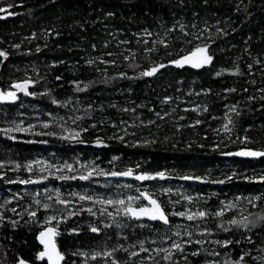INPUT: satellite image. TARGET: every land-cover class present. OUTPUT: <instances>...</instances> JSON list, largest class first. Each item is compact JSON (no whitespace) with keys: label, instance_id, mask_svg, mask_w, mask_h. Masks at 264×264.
Returning a JSON list of instances; mask_svg holds the SVG:
<instances>
[{"label":"trees","instance_id":"16d2710c","mask_svg":"<svg viewBox=\"0 0 264 264\" xmlns=\"http://www.w3.org/2000/svg\"><path fill=\"white\" fill-rule=\"evenodd\" d=\"M9 5H12L9 9L12 15L0 13V51L8 54L7 58L0 57V89L6 91L13 83L27 78L34 82L28 88L34 95L19 92L14 102L0 101V129L17 124L24 128L32 126L28 131L11 132L8 136L0 132V162H4V167L0 168L3 173L0 197L5 199L9 191L15 193L13 200L0 203V213L5 217L0 226V264H16L18 257H23L29 264H47L46 260L37 259L41 251L37 235L49 226L44 220L53 214H57L58 220L61 214L67 217L65 222L59 223L60 235L57 236L59 248L65 255L64 264H85V261L87 264H113V260L120 264H174V261L179 264H224L225 260L239 261L242 255V264H264V221L257 220L249 229L226 224L230 228L228 232L218 227L220 222L233 218L264 216V200L254 199L264 197V181L259 179L264 176V157L257 160L229 157L228 152L242 148L243 144L231 139L218 144L206 123L197 126L194 133L186 126L180 130L171 128L164 119L163 127L154 131L150 139L129 138L111 127L118 119V112L108 102L109 95L140 98L147 87L144 94L147 105L151 97L148 95L152 93L148 83H156L158 76L151 78L141 73L148 69L151 57H154L162 63L168 62L162 69L161 78L168 76L167 85L174 89L180 85L179 77H201L205 86L211 89L205 100L212 115H221L226 103L237 102L236 127L238 132L246 130L252 140L244 144L264 149V0H0V7ZM180 11L187 17L193 13L216 16L223 22L222 30L213 31L214 41L208 45L213 55L210 68L195 70L169 65L170 58L177 59L186 54L195 42L193 35L182 34L176 27L171 31L160 26L163 21L172 25ZM145 27L162 28L160 35L164 43H159L151 56L145 52L149 44L134 46L131 43L133 30ZM121 41L125 48L135 47L138 53L134 58L125 60V56L119 54L117 50L122 49H117L116 45ZM89 55L103 61L90 64ZM20 63L31 68L26 72ZM141 108L146 111L144 106ZM173 115L174 123H184L194 116V112L179 109ZM203 117L208 120L209 115ZM45 124L49 127L45 128ZM81 128L88 131L78 140L65 138L70 131ZM97 138L102 144L96 143ZM40 158L62 167L61 172L48 177L47 181L53 188L60 189L63 196L71 192L76 194L73 195L76 215L67 216L63 204L57 203L55 198L48 199L42 192V182L32 183L30 191L22 190L20 181L23 177L43 176V170L37 166L31 172L27 171V164ZM65 165H71V168ZM128 166L136 168V172L146 173L153 169H172L176 176L173 179L188 172L202 174L199 168L203 167L212 170L215 183L200 182L203 179L197 183L205 197L204 211L210 216L204 221L169 216L170 225H164L158 221L129 220L122 214L113 219L107 213L101 215L99 210L106 207L108 212H114V206L93 200L79 202L77 196L80 194L97 193L118 195L119 199L127 200L123 189L129 186L136 196L140 191L148 190L166 212L187 210L188 205L183 199L170 204L171 200L180 197L154 189L153 180L138 182L108 177L111 172L124 171ZM89 168L93 172L89 179H80L88 175ZM61 176L64 178L60 179ZM164 181L168 183L167 178ZM137 186L139 192L134 188ZM249 199L253 202L249 203ZM37 200L41 202L39 205ZM144 201L141 199L137 206ZM45 203L50 205L49 209L43 208ZM88 208L97 215L92 216L86 211ZM220 208L224 211L222 218L211 215ZM32 211L36 212V217L28 215ZM13 220L17 221L15 227L10 223ZM58 220L51 224L57 225ZM116 222L128 226L117 228ZM105 224H112V227L105 228ZM177 224L193 231V240L204 242L186 244L183 254L175 253L172 261L164 260L165 253L157 255L154 249L170 248L173 241L180 239L174 236L177 230L174 225ZM92 226L100 227L102 231L93 233ZM206 228L209 231L201 236ZM73 229L77 231L73 232ZM181 233L183 239H189L183 235V229ZM169 236L172 239H168ZM226 239L233 243L227 247L214 243ZM140 242H144L148 252L140 251ZM121 245L128 251L121 249L112 257L91 259L95 252L112 251ZM132 251L138 255L132 257ZM197 251L199 255H192ZM78 252L89 255H73ZM217 252L219 255L214 254ZM149 256L154 260H149Z\"/></svg>","mask_w":264,"mask_h":264},{"label":"rangeland","instance_id":"374dc122","mask_svg":"<svg viewBox=\"0 0 264 264\" xmlns=\"http://www.w3.org/2000/svg\"><path fill=\"white\" fill-rule=\"evenodd\" d=\"M184 11V10H183ZM183 11H180L179 17L175 18L173 21L172 25L166 24L167 22H162L163 26L160 24L161 27H164L163 30L168 28L169 30L173 31V29H176L179 32H182L184 34L187 32L191 36L193 35L195 37H200L199 39H194L195 42L192 45V48L187 52L194 51L197 46L203 47L205 45H209V43H213V31H221L222 30V24L223 22L220 20L219 17L216 18L214 17H208L203 14H196L193 13L191 16H186ZM175 17V15H174ZM165 25V26H164ZM181 25L184 26L183 30H181ZM195 25V27H193ZM169 26V27H168ZM158 27V26H157ZM155 30L145 27V28H138L137 30H133L134 32L131 33L133 40L132 44L134 46H142L144 45V41H148V46L147 47H153V48H158L159 41H162V35H160V31L162 28H154ZM147 33H151L152 35L149 36ZM33 36H31L32 38ZM27 38V37H25ZM206 38V39H203ZM209 40V41H208ZM137 41H140V43H137ZM130 43V44H131ZM211 43V44H212ZM124 42H118L116 46H118L117 49H122L125 51H120L119 54L123 56H128L131 53H135L137 55V51L134 48H125L123 47ZM122 46V48L120 47ZM121 52V53H120ZM208 54H210L208 50ZM135 55V56H136ZM151 56V53H150ZM213 57V55H212ZM176 58H170L169 61L174 60ZM88 61H93V62H100L103 61L101 60L98 56L94 58L93 56L89 55L88 56ZM149 68L152 66H158L162 62H160L157 58H152L149 62ZM20 63L19 65H21ZM165 65H168V62L163 63ZM213 65V60L210 65H205L201 68L198 69H203V68H210ZM22 67H25L23 69L24 71L27 72L28 68H31L30 66L26 64H22ZM167 67V66H166ZM163 69V68H162ZM162 69H160L159 72H157L154 76H158L157 82H149L148 87H151L152 93H150L151 96L149 97L150 100H148L147 105H145V92L148 90L146 87L145 90L142 91V96L140 98H133L129 99L125 94L124 97L122 98H114L111 95L108 97V102L109 104L111 103L115 109L117 110V121L111 124V127L115 129V132L121 133L123 135L129 136V138L132 139H150L152 137V133L154 131H157L162 125V120L165 119V122L172 126L171 128H177L180 130L183 126L191 128L192 132H196L197 126L201 125L202 123L208 124L206 128H210L212 135L214 137V141L217 142L218 144H221L225 139H231L234 141H237L241 144H243L242 148L248 147V148H253L250 145H246L244 143L250 141L251 139L249 136H247L246 130L244 132H238V128L236 127V120L235 116L238 115L239 112V104L237 102L230 101L226 103L223 107V113L221 115H212L210 109L208 108V103H206V94L209 93L211 90L209 86H205L204 81H202L201 77L199 76H182L177 79L179 82V86L177 88H173L170 84L167 85V80L168 76L165 78H161L163 76ZM195 69V70H198ZM164 70V69H163ZM169 70V69H168ZM152 76L151 78H153ZM24 80H29L27 78L21 79L17 82H22ZM166 80V81H165ZM161 81V83H160ZM15 82V83H17ZM185 82V83H184ZM13 83L12 85H14ZM184 83V84H183ZM11 85V86H12ZM11 86L7 90H13L15 89L11 88ZM145 88V87H144ZM6 90V91H7ZM19 92H17L18 94ZM171 97L170 100L167 98ZM141 106H144L146 111L141 108ZM187 110L191 109L194 112V116L190 117L189 120H186L184 123H174L173 118H174V113L176 110ZM235 108V110H233ZM157 113L159 115H157ZM205 114L209 115L208 120H204ZM229 120L232 121V124H229ZM152 121L153 123H150ZM197 121H200V123H197ZM211 121H213V124H211ZM228 124L229 128L232 130L229 132H226L224 129V125ZM22 126L21 124H17ZM16 126V125H15ZM13 126V127H15ZM137 129V130H135ZM247 136L248 140L245 141L244 137ZM252 141V140H251ZM245 145V146H244ZM255 149V148H254ZM28 165H31V167L37 166L38 168L43 170V176H39L37 178L33 179H24L23 177L22 180H30L33 181L32 183H44L42 186V192L43 194L47 195V198H55L57 200V203H59V200H67L69 203L67 205H64V209L67 212H72L73 211V192L68 193L66 196H63V193L60 189H55L53 188L52 184L47 181V179H42L41 177L46 176L47 178L50 176H55L59 172L62 171V167L59 164H51L49 161L45 159H38L35 161H30ZM136 166V168H138ZM129 168L133 169V172L135 173H146L145 171H137L136 168L134 167H126L124 170H128ZM202 172V174L195 175L194 173H185V175L178 177L177 179L175 175H173L172 169H162V170H155L153 169L152 172H148L149 174H155L157 172H164L165 173V178H167V182L164 181V179H160L157 177L152 181L154 189L159 190L160 192H163L164 194H176L177 196L180 197L179 200L173 199L169 203H175L176 202H181V200H185L186 204L188 205L187 210L191 211H197V210H205V206L203 205V202L205 200V197H203L202 192L198 189V182L203 179V181L200 182H209V183H215L216 180L214 179V175L211 173L212 170H209L207 168H199ZM204 169V170H202ZM209 170V171H208ZM28 171V169H27ZM92 171V168H89L88 173ZM211 171V172H210ZM221 171L218 172L217 175L220 174ZM184 177H192V179H184ZM195 177H200V179H195ZM32 178V177H31ZM32 183H22L23 191H30L33 189ZM198 185V186H197ZM148 186V185H147ZM146 186V187H147ZM135 189H139L140 187H134ZM144 189V188H142ZM193 189L195 191H193ZM198 189V190H196ZM124 194L127 196H133L135 197L136 194H134L132 187L126 186L124 187ZM1 193V192H0ZM80 195H86V194H80ZM94 199L93 201H96L97 199H119L118 195H105L102 196L99 193L92 194L91 195ZM192 197L193 199L189 201L187 198ZM15 198V193L13 191H9L8 194H6L5 199L0 197V203L3 200H13ZM79 199V196H77ZM123 199V198H122ZM80 200V199H79ZM92 201V200H91ZM79 202H82L81 200ZM79 202H75L74 204H79ZM143 204H146V201H144ZM1 206V205H0ZM221 208H223L221 206ZM220 208V210H221ZM57 215V214H53ZM58 218V217H57ZM51 226H56L54 224H51Z\"/></svg>","mask_w":264,"mask_h":264},{"label":"snow or ice","instance_id":"6c2138e0","mask_svg":"<svg viewBox=\"0 0 264 264\" xmlns=\"http://www.w3.org/2000/svg\"><path fill=\"white\" fill-rule=\"evenodd\" d=\"M12 7V5H9L8 7H0V13H7L8 15H12V13L9 11V9ZM109 15H112V13H109ZM193 27H195V25H193ZM184 26L181 25V30H183ZM175 30V29H173ZM185 35H188L187 32L184 33ZM147 35L151 36V33H147ZM196 39H199L200 37H195ZM137 43H140V41H137ZM145 45L148 44V41L145 40L143 42ZM159 43H164L163 41H159ZM107 46V45H105ZM18 47V46H17ZM95 47V46H93ZM164 47L167 48L168 45L164 44ZM39 50V49H38ZM155 51L154 48H150V47H146L145 48V52L146 53H151ZM7 53L4 51H0V57H4L7 58ZM109 56L113 55L112 53H108ZM135 53H131L128 56H125L124 59L128 60L130 58H134L135 57ZM213 57L212 55L208 54V46L205 45L203 47L197 46L195 48L194 51L191 52V54L189 55H184L183 57L179 58V59H174L169 61V63L174 64L176 66L179 67H183L186 64H190L192 67L195 68H201L205 65H210L212 63ZM89 63H93V61H89ZM113 63H115L113 61ZM167 65L161 63L158 66H152L151 68L143 71L141 73L142 76H146V77H152L154 76L157 72L160 71V69L165 68ZM251 67V66H249ZM237 73L239 72V69L236 70ZM122 75H126V74H122ZM217 75H220V73H217ZM57 79H59V77H57ZM34 83L31 80H24L22 82H17L14 85L11 86V88L15 89V91L13 90H3L0 89V101H16L18 99V95L17 92H22L25 95H34V93H30L28 91L29 86ZM227 91H235V89H228ZM168 100L171 99V97L167 98ZM251 99V98H250ZM54 103L56 101H53ZM233 110H235V108H233ZM157 115H159L157 113ZM150 123H153L152 121H150ZM197 123H200V121H197ZM229 124H232V121L229 120ZM32 126L29 125V128H24L21 127L20 125H16L15 127H8V128H2L0 129V132H2L5 136H8L9 133L11 132H22V131H28ZM45 128H48L49 125L45 124L44 125ZM93 127H95V125H93ZM224 129L226 132L231 131L232 129L229 128L228 124L224 125ZM88 129L87 128H81L79 131L73 130L70 131L68 136H66V139H70V140H78L83 132H87ZM46 134H54V133H46ZM12 139H15V137H12ZM122 139V137H121ZM244 140L247 141L248 137L245 136ZM96 143L102 144V141L97 138ZM235 155H239V156H246V157H264V151H253V150H244V151H240L235 153ZM4 167V162H0V168ZM17 168L20 167L19 164L16 165ZM65 167L67 168H71V165H65ZM27 169L29 172L32 171V167L31 165L27 166ZM93 174L92 171H90L88 173V175H84L81 176L80 179L83 180H87L89 179V177ZM110 175L112 176H133L134 172L133 169L129 168L127 171L124 172H111ZM3 173H0V178H2ZM157 177H159L160 179H164L165 178V173L164 172H157L155 174H149V173H141L139 175L135 176L136 180L139 181H147V180H154ZM42 179H47L46 176L41 177ZM60 179H63L64 177L61 176L59 177ZM74 178V177H73ZM184 179H192V177H184ZM195 179H200V177H195ZM228 179H231V177H229ZM261 181H264V176H261L259 178ZM9 183H14L15 181H8ZM33 181L30 180H21L20 183H32ZM221 183H223V181H220ZM137 191L139 192V189H137ZM76 195V194H73ZM79 199L82 201L88 200L91 201L94 198L92 196L89 195H80ZM143 199L146 200L147 203L146 204H142L140 206H137L138 202ZM189 201H191L193 198L192 197H188L187 198ZM255 200H264V197L261 196H257L254 198ZM60 204L63 205H67L69 203V201L67 200H59L58 201ZM96 203H99L101 205H112L115 207V211L114 212H108V209L102 208L100 209V214L104 215L105 213H107V215L109 217H112L113 219L116 216L119 215H123L124 217H127L129 220H141L142 218H148L149 220L152 221H161L164 225H170V220H169V216H178V217H183L186 218L188 221H197V220H207V218L210 216V213L207 211H202V210H197V211H175L172 210L170 212H166L165 208L161 205V203L159 202L158 199L153 198V195L150 194L148 192V190H144L143 192H140V194L138 196H128L127 200L124 199H97L95 201ZM249 203H252V199H249L248 201ZM41 202L39 200L36 201V204L39 205ZM178 203V202H176ZM43 208L44 209H49L50 205L49 204H43ZM87 212H89L92 216H96L97 212L93 211L92 208H88L86 209ZM12 212H16V209L13 208ZM77 213L75 211L72 212H68L67 216H74ZM29 216L31 217H36V212L32 211L28 213ZM212 216L216 217V218H222L224 216V211L223 209H221L220 211H217L215 213L211 214ZM251 215V214H250ZM5 219V217L3 216V213H0V226H2L3 224V220ZM67 219L66 216H64L63 214H61L59 216V220L57 218V215H51L45 218L44 220V224L49 225L48 227L44 228V230L40 231L38 239L39 242L43 245V250L40 251L37 254V259L39 260H47V264H62V262L65 260V255L63 252L60 251L59 247L57 246L56 243V237L60 235L59 231H58V227H59V223L61 222H65ZM57 225L55 227L50 226L52 221H57ZM260 220V221H264V216H258L255 217V219H249L248 216H243L241 219H230L226 222H220L218 224V227L225 231L228 232L230 230L229 227H226L225 225H230L233 227H237V228H244V229H249L250 225L251 226H255L256 221ZM10 223L13 225V227H15L17 221H10ZM127 224H120L118 222H116V227L117 228H123V227H127ZM141 227H143L144 225H140ZM105 228L108 227H112V224H105L104 225ZM174 227L177 229L174 232V236L177 238H180L176 241H173V243L171 244L170 248H156L154 249L155 253L157 255H159L160 253H165V255L162 257V259L164 260H169L172 261L174 254L175 253H181L183 254L185 249H184V245L186 244H191V243H195V244H202L204 241L200 240V239H196L193 240V231L188 230V228L186 226L177 224L174 225ZM197 227H199V225H197ZM181 229H183V235L187 236L189 239L185 240L182 238V233H181ZM93 233H99L102 231V229L100 227H96V226H92L90 229ZM73 232H76V229L72 230ZM209 230L206 228L204 229V232H201L200 235L203 236L205 232H208ZM124 239H127V237H124ZM168 239H172L171 236L168 237ZM249 242H251L250 237L248 238ZM152 243H156L155 241H152ZM214 243L216 244H220L222 247H227L228 245H231L233 243V241L231 239H226L223 241L217 240ZM236 243L238 244L239 241H236ZM134 247V246H133ZM123 250L125 252L128 251L127 248H123V245L120 246V248H113L112 251H105V252H95L91 255V259L95 260L97 257L99 256H105V257H112L113 254L116 251L119 250ZM140 251L141 252H148L149 249L144 247V242H140ZM215 255H219V253H214ZM73 255H83L85 257H88V253L87 252H78V253H73ZM130 255L132 257H135L138 255L137 252L132 251L130 253ZM192 255H199V251L197 252H193ZM245 255H248V253H245ZM185 260L187 259V257H184ZM149 260H154V257L149 256L148 257ZM244 260V256L242 255L240 257L239 261H231V260H225L224 264H242ZM16 264H29L28 261H26L23 257H18ZM85 264H87V261H85ZM113 264H120V261L117 260H113ZM156 264H158V262H156ZM174 264H179L178 261H174ZM213 264H215V262H213Z\"/></svg>","mask_w":264,"mask_h":264},{"label":"water","instance_id":"95a60500","mask_svg":"<svg viewBox=\"0 0 264 264\" xmlns=\"http://www.w3.org/2000/svg\"><path fill=\"white\" fill-rule=\"evenodd\" d=\"M192 52V51H191ZM191 52H189V53H186V54H183V55H181L180 57H178L177 59H179V58H181V57H183L184 55H189V54H191ZM169 65H171V66H176V65H174V64H171V63H169ZM177 67H179V66H177ZM183 67H188V68H192V69H198V68H195V67H192L190 64H186V65H184ZM182 68V67H181ZM244 150H253V151H264V149H254V148H248V147H245V148H240V149H237V150H234V151H230L227 155L229 156V157H237V158H242V159H251V160H257V159H260V158H262V157H246V156H239V155H235V153H237V152H240V151H244ZM124 171H127V170H124ZM124 171H118V172H124ZM139 174H141V173H135L134 172V175L133 176H112V175H110V174H108V177H115V178H122V179H128V180H135V181H138V182H144V181H139V180H136L135 179V176L136 175H139ZM144 190H142V191H140V192H143ZM153 198H155V197H153ZM155 199H157V198H155ZM146 201V200H145ZM160 202V201H159ZM146 203H147V201H146ZM162 205V204H161ZM143 221H151V222H155V221H152V220H149L148 218H142L141 220H139V222H143ZM158 222H161V221H158ZM162 223V222H161ZM163 224V223H162ZM48 227V226H47ZM46 228V227H45ZM42 230H44V229H42ZM41 230V231H42ZM40 233V232H39ZM39 233H38V235H37V241H38V243L40 244V246H41V251L43 250V245L39 242V239H38V236H39ZM56 243H57V237H56ZM57 246L59 247V245H58V243H57ZM60 249V248H59ZM61 251V250H60ZM46 260V259H45ZM47 261V260H46ZM62 264H64V261L62 262Z\"/></svg>","mask_w":264,"mask_h":264},{"label":"bare ground","instance_id":"6f19581e","mask_svg":"<svg viewBox=\"0 0 264 264\" xmlns=\"http://www.w3.org/2000/svg\"><path fill=\"white\" fill-rule=\"evenodd\" d=\"M245 148V147H244ZM229 153V152H228Z\"/></svg>","mask_w":264,"mask_h":264}]
</instances>
